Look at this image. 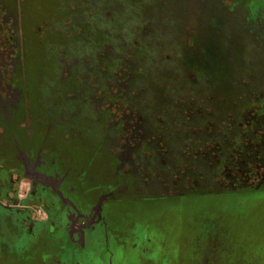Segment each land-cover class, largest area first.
Returning <instances> with one entry per match:
<instances>
[{
    "label": "rangeland",
    "instance_id": "1",
    "mask_svg": "<svg viewBox=\"0 0 264 264\" xmlns=\"http://www.w3.org/2000/svg\"><path fill=\"white\" fill-rule=\"evenodd\" d=\"M263 22L264 0H0L4 170L17 132L27 145L75 151L83 160L66 174L88 195L111 193L128 264H264V179L233 185L221 171L256 153L264 163ZM139 108L144 147L165 152L138 173L135 148L119 143L128 125L117 122L135 126ZM253 112L261 136L244 147L237 125ZM225 138L215 157H196L199 140ZM119 145L121 160L111 153ZM19 185L24 200L28 180ZM5 227L0 264H40Z\"/></svg>",
    "mask_w": 264,
    "mask_h": 264
},
{
    "label": "flooded vegetation",
    "instance_id": "2",
    "mask_svg": "<svg viewBox=\"0 0 264 264\" xmlns=\"http://www.w3.org/2000/svg\"><path fill=\"white\" fill-rule=\"evenodd\" d=\"M261 28H264V22ZM3 86L5 83L1 81V87ZM111 104L114 103H106L108 112L112 109ZM123 105L128 107L129 116L133 108L130 109L126 102ZM251 108L249 110H252ZM140 109H136L137 116L133 114L137 117L134 118L135 126H129L130 121L126 124L127 118L125 122L124 120L117 122L121 128L124 124L128 125L126 132L119 135V140L121 136L123 141L118 142L122 146L124 142L123 147L130 146V150L131 147L135 148V152L132 153L136 167L140 170H136L138 173L145 168V163H150L153 153H161L163 150L165 152V149H162L163 143L158 147V151L152 152L144 147L142 135L145 125ZM117 111L114 110L113 114L116 115ZM254 114L257 115L256 112ZM18 122L20 124V121ZM106 124L109 129L113 130L115 127L114 124V126L110 124L109 119ZM238 126L239 134L243 135L242 123ZM15 129L14 127L13 132ZM17 133L14 138L13 136L10 138L16 141L14 162H11L6 170L0 162V172L6 171L5 174H0V238L4 223V227L7 226L9 234L15 239L14 248L18 247L16 250L19 249L21 255L36 253L40 264H45V261L47 264H128L129 260L124 255L126 243L121 241V236L116 234L118 231L112 227V223L121 218H118L119 210L114 209L109 203L111 193L88 195V192L78 187L66 174L65 167L69 162L81 164L83 158L75 156V151L60 150L57 144L43 146L40 139L30 141L28 145L27 139L18 142ZM232 138L225 140L229 141ZM200 142L201 140L195 148V155L198 158L214 157L215 151L211 154L210 151L203 150L212 146L215 149L220 147L219 144H215L216 141L207 140L204 144ZM120 145L117 150L113 149L111 152L118 160L122 159L119 155ZM234 150L235 147H232L231 151ZM118 162L120 164V161ZM121 166L122 172L126 174H131L135 170L124 162ZM22 179L28 180L29 188L24 200H19L21 195L17 194V188ZM41 214L43 216L40 218ZM125 236L129 238L128 234ZM128 246L136 245L130 243ZM3 247H5L3 241H0V250H3ZM140 248L145 250L148 247L142 242Z\"/></svg>",
    "mask_w": 264,
    "mask_h": 264
},
{
    "label": "trees",
    "instance_id": "3",
    "mask_svg": "<svg viewBox=\"0 0 264 264\" xmlns=\"http://www.w3.org/2000/svg\"><path fill=\"white\" fill-rule=\"evenodd\" d=\"M128 35H129V33H128ZM128 35H126V36H128ZM247 114L248 115L246 116L245 121L246 122L252 121V122H254V124L252 126H248V124H246V122H242L241 131L243 132V135L246 137L245 141L243 142L244 147L246 145L249 147V145L251 143H253L254 141H257V139L260 138L261 131H262L260 126L256 127V124L259 123V120H258L259 116L254 114V112L253 113H247ZM250 128H252L251 131L249 130ZM233 130H236V129H233ZM248 132H249L248 136L250 135V138L247 136ZM247 138H248V140H247ZM224 141H227V140L224 139ZM246 141H247V143H246ZM238 143L239 142H236L235 144L232 145V147H235V150H236V151L234 150V152H233V154H235L234 158H237V156L240 154L238 149L240 151L241 150L243 151V146H240V144H238ZM215 144H217V145L219 144L220 147L215 149V147L212 146V148H208L207 150L204 149L203 151H210L211 154H212V152L215 151L216 152L214 155V157H215L217 155V153L219 154L223 150L224 142H223V140H222V142L216 141ZM242 151H241V153H242ZM255 155L256 156L254 157V159L251 163H246L245 165H241V166L235 164L233 168L231 167V165L229 163L225 162L222 164L221 171L224 172V176L227 177V180L230 181L233 185H237L239 180H241L240 182H242L246 186H248V185L254 186L256 184H259L264 179V163H263L262 157L258 153H256ZM218 158H221V154L218 156Z\"/></svg>",
    "mask_w": 264,
    "mask_h": 264
}]
</instances>
